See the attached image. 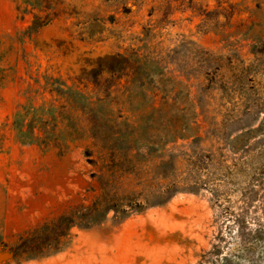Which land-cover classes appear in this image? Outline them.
<instances>
[{"label":"rangeland","instance_id":"rangeland-1","mask_svg":"<svg viewBox=\"0 0 264 264\" xmlns=\"http://www.w3.org/2000/svg\"><path fill=\"white\" fill-rule=\"evenodd\" d=\"M97 100L148 119L120 178ZM260 229L264 0H0V264L264 262Z\"/></svg>","mask_w":264,"mask_h":264},{"label":"trees","instance_id":"trees-1","mask_svg":"<svg viewBox=\"0 0 264 264\" xmlns=\"http://www.w3.org/2000/svg\"><path fill=\"white\" fill-rule=\"evenodd\" d=\"M112 104L110 102H105L103 100H97L93 103L88 102L85 106V110L88 112L94 113V128L93 131L95 133V137L101 146L102 150H106V159L108 164L106 168L111 173L113 177L119 176L122 177L127 173V170L122 169V167L127 164L133 165L141 164L148 156L151 155V151L154 149L152 144L145 143L140 145V140L143 135H141V129L145 124L148 123V119L146 117H137L135 120L131 118L118 119L117 117H113L112 115H104L99 114V111L111 110ZM30 137V136H29ZM179 137V135H178ZM64 136H49L41 139L40 143L48 145L50 142H55L58 139L63 140ZM143 148L147 149V154L141 152ZM136 151L134 155H132L131 159L123 158L119 156L121 152H132ZM133 168L136 166L133 165ZM101 184L108 183L103 177H100ZM102 200H98L94 203V205L88 209L89 215L87 218L90 221H86L85 223H80L82 225H94L102 222L109 211L115 210L121 212L123 217H126L128 213L119 209L116 205H105L103 197ZM77 214H73L71 217H65L60 221V225L64 226H72L77 223ZM61 226L58 228L57 236H61L64 234V228L61 229ZM252 239L261 241L262 246L264 247V229H260L257 234H255ZM58 240V239H57ZM253 246V245H252ZM250 247L239 250L236 254L231 256L230 258L225 257L222 259L221 264H241L246 261L247 255L250 253ZM218 252V251H217ZM248 264H264V262L260 260H251Z\"/></svg>","mask_w":264,"mask_h":264}]
</instances>
